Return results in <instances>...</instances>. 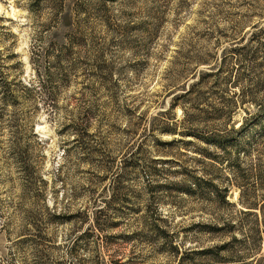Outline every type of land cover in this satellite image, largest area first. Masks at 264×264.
<instances>
[{"label":"rangeland","instance_id":"obj_1","mask_svg":"<svg viewBox=\"0 0 264 264\" xmlns=\"http://www.w3.org/2000/svg\"><path fill=\"white\" fill-rule=\"evenodd\" d=\"M250 162L263 179L264 0H0V264H222L209 226L239 220L264 264Z\"/></svg>","mask_w":264,"mask_h":264},{"label":"trees","instance_id":"obj_2","mask_svg":"<svg viewBox=\"0 0 264 264\" xmlns=\"http://www.w3.org/2000/svg\"><path fill=\"white\" fill-rule=\"evenodd\" d=\"M252 56H254V55H252ZM229 118H231V117H229ZM244 129H245L244 126H241L239 128H234V126H231L230 129L224 130L225 131V133L223 132L224 135H222L223 133H219L218 131L214 133L216 138H219L218 139L220 142L219 146L221 149L226 151V153L228 152L227 150L233 149V152L236 153L234 158H233V161L228 162L229 165H231V166L233 164H236L237 166H239V163H240L239 151H240V149L238 147L241 146V141H239V139L236 138V135L239 132L241 133V131L244 132ZM219 134H221V135H219ZM205 139H211V137H209V138L206 137ZM244 154H245V152H244ZM249 156H250V153H247L246 158L251 160V157H249ZM221 158L223 159V157H221ZM249 165H250L251 170L252 169L254 170V172L252 173L254 175V178H255L254 183L259 182L260 184H262V182L264 181L263 180L264 177H263V179H262V176L260 177V171H261L260 167L255 162H252V163L250 162ZM252 167H254V168H252ZM232 169H233V167H232ZM234 173H237V171L234 170ZM202 183L204 185L206 184L201 179H195L193 182L192 193L196 192V191H201L203 189L201 187L203 185ZM209 184L213 185V183H211V182ZM204 185H203V187H204ZM237 186L240 189V191H239L240 192L239 202L245 208H247L246 211L239 210V212H242V213L252 212L249 210L256 209L258 203L256 204V203L244 202L242 200V191H243L242 190V184L237 183ZM210 194L213 195V198L219 197V198H222V200H224L225 202L229 203L225 199V194L222 193L218 189H215V191H211ZM263 200H264V198H263ZM229 204H232V203H229ZM262 204H264V203H262ZM260 208H261V206H260ZM106 218H108V217H106ZM94 219L97 223L98 222L97 216H94ZM98 224L99 223H97V225ZM261 224L264 228V221ZM209 227H210V233L211 234L224 236V235H228V233H230V234L232 233L230 235V237H227V238H230L229 240L224 241L218 245H214L212 247L202 249L200 251V252H202V254H206V256H208L210 258V260L213 261V263L214 262H220L222 264H257L258 263V261L255 259V254L257 253V251L260 247L261 232H262V230L260 228V224L258 222H255L252 225H250L248 227V230L246 233L243 232L245 225H244L243 221H240V220L238 222L227 221L226 223H224L221 226L213 225V226H209ZM98 228H99V230H101L100 225H98ZM234 231H238V233H240V237L238 235H236V232H234ZM156 232L158 233L157 229H156ZM241 235L243 237H241ZM243 241H250L251 244L249 246V248H250L249 251H246V252L244 251ZM248 258H250V260L246 261V259H248ZM113 262L116 263V261H113Z\"/></svg>","mask_w":264,"mask_h":264}]
</instances>
